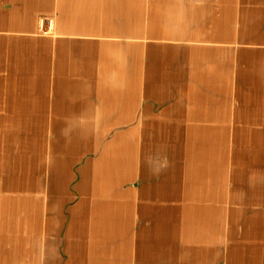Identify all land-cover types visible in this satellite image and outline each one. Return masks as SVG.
Here are the masks:
<instances>
[{
  "label": "crops",
  "instance_id": "crops-1",
  "mask_svg": "<svg viewBox=\"0 0 264 264\" xmlns=\"http://www.w3.org/2000/svg\"><path fill=\"white\" fill-rule=\"evenodd\" d=\"M0 264H264V0H0Z\"/></svg>",
  "mask_w": 264,
  "mask_h": 264
},
{
  "label": "built area",
  "instance_id": "built-area-1",
  "mask_svg": "<svg viewBox=\"0 0 264 264\" xmlns=\"http://www.w3.org/2000/svg\"><path fill=\"white\" fill-rule=\"evenodd\" d=\"M38 30L41 34L46 35L52 33L54 30V21L52 18L45 16L39 17L38 19Z\"/></svg>",
  "mask_w": 264,
  "mask_h": 264
},
{
  "label": "bare ground",
  "instance_id": "bare-ground-1",
  "mask_svg": "<svg viewBox=\"0 0 264 264\" xmlns=\"http://www.w3.org/2000/svg\"><path fill=\"white\" fill-rule=\"evenodd\" d=\"M178 164V163H177ZM173 168V167H172ZM159 178V177H158ZM181 186V185H180ZM147 249V248H146Z\"/></svg>",
  "mask_w": 264,
  "mask_h": 264
}]
</instances>
